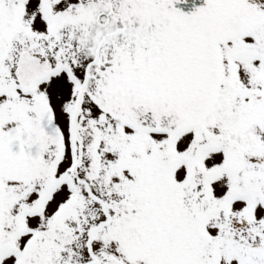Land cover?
Returning <instances> with one entry per match:
<instances>
[{
  "label": "snow or ice",
  "instance_id": "1",
  "mask_svg": "<svg viewBox=\"0 0 264 264\" xmlns=\"http://www.w3.org/2000/svg\"><path fill=\"white\" fill-rule=\"evenodd\" d=\"M0 264H264V0H0Z\"/></svg>",
  "mask_w": 264,
  "mask_h": 264
}]
</instances>
